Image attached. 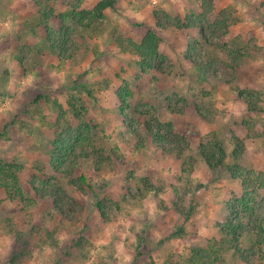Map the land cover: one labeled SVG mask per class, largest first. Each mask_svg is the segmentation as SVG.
Wrapping results in <instances>:
<instances>
[{"label":"clouds","instance_id":"obj_1","mask_svg":"<svg viewBox=\"0 0 264 264\" xmlns=\"http://www.w3.org/2000/svg\"><path fill=\"white\" fill-rule=\"evenodd\" d=\"M0 264H264V0H0Z\"/></svg>","mask_w":264,"mask_h":264}]
</instances>
